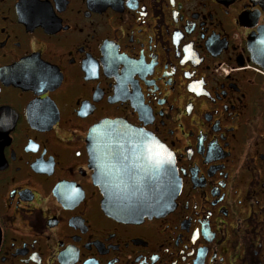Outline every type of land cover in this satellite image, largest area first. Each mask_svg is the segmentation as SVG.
I'll list each match as a JSON object with an SVG mask.
<instances>
[{"label":"flooded vegetation","instance_id":"af4514ba","mask_svg":"<svg viewBox=\"0 0 264 264\" xmlns=\"http://www.w3.org/2000/svg\"><path fill=\"white\" fill-rule=\"evenodd\" d=\"M106 120L173 157L167 213L104 211ZM0 264H264V0H0Z\"/></svg>","mask_w":264,"mask_h":264},{"label":"water","instance_id":"95a60500","mask_svg":"<svg viewBox=\"0 0 264 264\" xmlns=\"http://www.w3.org/2000/svg\"><path fill=\"white\" fill-rule=\"evenodd\" d=\"M106 129H118L111 136L133 139L134 151L141 155L140 175L134 182L109 184L102 178L114 167V159L107 156ZM93 163L99 172V185L104 190L103 209L111 217L124 222H140L158 217L174 206L181 188L173 157L155 139L138 132L122 121L106 120L94 128L90 136ZM111 153V152H110ZM106 170V171H104Z\"/></svg>","mask_w":264,"mask_h":264}]
</instances>
